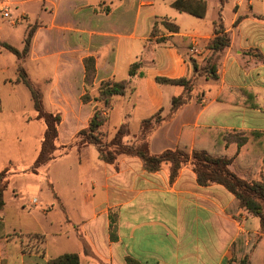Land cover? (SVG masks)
Listing matches in <instances>:
<instances>
[{"label":"crops","instance_id":"1","mask_svg":"<svg viewBox=\"0 0 264 264\" xmlns=\"http://www.w3.org/2000/svg\"><path fill=\"white\" fill-rule=\"evenodd\" d=\"M173 1L46 0L48 19H36L29 54L53 64L56 71L47 81L51 82L50 109L62 116L57 143L71 142L72 139H62V130L73 138L77 130L87 125L94 109L91 102L80 99L83 59L94 56L95 87L107 79L129 80L125 93L113 96L109 110L110 117V112L119 108L116 127L127 121L131 133L136 134L142 119L161 108L163 114L168 111L171 98L181 94L183 87L158 83L157 77L192 78V99L151 133L150 151L156 154L177 147L188 151L207 149L232 157L230 168L239 175L256 178L262 166L260 154L249 153L245 143L239 147L234 140L227 145L217 144L211 137H216V130L264 132V0H225L222 4L215 0L213 7L217 12L221 7L230 45L219 52L214 78L195 71L192 60L198 67L205 63L210 52L206 43L214 35L217 14L214 10L211 15L207 13V0L202 17L175 9L171 6ZM21 17L28 18V14L20 11L17 22ZM0 18L6 17L0 14ZM162 19L177 24V45L149 41L154 22ZM162 31L171 35L161 27ZM138 60L144 76L130 77L129 67ZM241 88L251 91L256 108L241 104L246 98L239 91ZM40 140L37 138L38 145L31 156L35 152L37 155ZM69 154L75 156V161L63 177L65 183L76 185L72 209L79 217L70 213V218L63 220L70 225L60 224L52 236L54 244L70 242L71 249L47 252V235L41 220L44 217L52 225L53 220L47 217L49 211L56 203L64 209L66 204L59 179L48 174V163L41 175V168L35 173L21 172L31 163L23 169L17 167L9 179L35 178L40 185L38 179L44 176L54 195L47 201L48 207L40 205L37 197L26 196L25 203L38 207L35 211H26L23 196L17 194L13 198V190L7 194L9 198L4 196L5 205L0 211V264H46L48 258L64 252H77L81 264H127L126 257L139 264H229L238 234L245 235L244 244L250 242L252 235L258 237L252 240L253 255L259 253L258 260L264 262V231L258 218L243 210H237L236 216L227 213L226 208L235 207L234 196L220 184L199 185L189 164L183 165L171 180L166 165L147 171L137 157L126 155L114 163H105L93 145H85L79 151L71 148L56 159L63 161ZM18 159L22 161L21 153ZM111 209L117 214L115 241L110 240L108 231ZM34 235L45 238L42 249H25V238Z\"/></svg>","mask_w":264,"mask_h":264},{"label":"trees","instance_id":"2","mask_svg":"<svg viewBox=\"0 0 264 264\" xmlns=\"http://www.w3.org/2000/svg\"><path fill=\"white\" fill-rule=\"evenodd\" d=\"M221 4L225 0H220ZM171 6L179 11H183L202 17L206 10L205 0H175ZM161 27L165 31L171 32V35H164L161 32ZM214 35L206 43V48L209 49V55L203 65L198 67L197 63L192 60L193 69L204 73L206 76L215 77L216 60L219 52L226 49L230 45V36L225 31L221 16V7L219 8L216 18L213 21ZM34 32V31H33ZM33 32H29L24 40L21 49H18L7 42L0 44L8 51L13 53L17 59L22 60L27 56L30 50L31 38ZM178 32V26L173 21L162 19L155 21L149 35V41L155 43L169 42L177 45L175 33ZM261 59V56H259ZM84 65V84L92 85L95 77V59L94 56H87L83 59ZM21 81L27 85L31 92V98L36 111V118L43 121L45 128L40 140L38 153L27 169L21 172H37L38 169L52 161L53 159L66 155L69 150L75 146L79 151L85 145H93L98 157L105 163H114L119 155L136 156L141 161V166L147 171H155L160 169L164 164H168L169 177L174 179L178 170L185 164H189L195 173L196 181L201 186L211 184H220L229 191L235 198V207L226 208V212L236 216L237 210H243L258 218L261 231H264V174L262 173L264 165V132L249 131L246 133H236L231 130H216V137H211L217 144L227 145L229 141L234 140L239 146L246 144V148L251 154H260L262 166L260 168L261 175L259 178H251L249 175H239L236 171L230 168L233 161L232 157H227L223 154H214L207 149L194 148L188 151L185 148L177 147L174 149H165L160 153H152L149 149V138L151 133L166 119L172 117L177 110L188 103L192 99V91L194 82L192 78H166L157 77L158 83H166L180 85L183 87V92L179 95H174L171 98L168 111L163 114V109H159L151 116L142 119L139 124V132L135 135V141L130 143L126 138L130 135V128L127 121H123L118 125L111 137H106V132L101 127L107 122L108 109L113 105V96L123 95L128 87L129 80H103L97 87V95L90 96L86 91L81 95L80 99L83 103L90 101L102 102L103 108L94 107L90 115L87 125L79 129L70 144H58V126L62 119L60 112L45 110L41 101V93L28 78L23 68L18 65ZM130 77L137 75L142 78V62L140 60L133 62L128 70ZM245 95V100L241 104L256 108L257 103L254 95L248 89L241 88L239 90ZM60 150L59 153L56 151ZM13 173L9 167H4L0 171V211L5 205L4 193L8 186L9 176ZM109 238L111 241L117 239V214L114 209H111L108 214ZM1 228V221H0ZM252 233L250 234V236ZM41 243L44 238L41 237ZM252 235V239L247 244H244L245 235L238 234L234 241V253L229 261V264H264L258 260V254L253 255L255 248L253 239H257ZM264 249V248H262ZM38 251V250H37ZM42 254L43 251L39 250ZM264 255V251L262 253ZM127 264H139L130 257L125 258ZM46 264H81L79 254L77 252H64L55 257H50L46 260Z\"/></svg>","mask_w":264,"mask_h":264},{"label":"rangeland","instance_id":"3","mask_svg":"<svg viewBox=\"0 0 264 264\" xmlns=\"http://www.w3.org/2000/svg\"><path fill=\"white\" fill-rule=\"evenodd\" d=\"M207 1V13L211 15L214 10V14H217V10L213 7L215 0ZM4 4L8 6L11 17H6L5 19L0 18V26L2 27L0 31V39L18 49H21L28 33L33 32L34 29H36V19H48V4L46 0H0V5ZM20 11H25L28 14V18L21 17L20 21L17 22V16ZM18 65L23 68L28 78L40 91L44 109L47 111L50 109V96L48 90L51 82L47 80L52 78L56 72L54 65L46 60L34 59L29 53L22 60H19L13 53L0 44V171L4 167H9L11 171L15 170L17 167H22L23 169L33 163L36 157V152L32 156L30 153L33 149L37 148V138L41 139L43 131L42 125H44V123L42 120L36 118V111L31 98L30 89L19 78L20 75ZM93 82L92 85H87L86 87L83 82V93L86 89L90 96L97 95L98 86L95 87ZM90 102L94 107L103 108L102 102L100 101L92 100ZM109 110L110 109L106 110L108 117ZM118 110V107L112 110L110 112L109 120H107V122L101 127V129L106 132L105 134L107 138L112 136L114 127H116V120L119 114ZM50 111L57 112L54 109H50ZM27 122H29L30 125H26ZM136 134L130 132V135L126 138V140L130 143L134 142ZM74 136L73 138H70L68 131L62 130L63 140L72 139L71 142L65 144L72 143ZM74 147L75 146L72 148ZM59 152L60 150L56 151V153ZM18 153L22 154V161L18 159ZM57 159L55 158L54 160L56 161H52L53 163L48 162V166H50L48 168V174L49 176L51 174L55 179H59V190L64 198L66 208L64 209L62 206L57 205V203L53 206V209H51L47 215V217H50L53 220L52 225L46 223V218L44 217L41 220L45 230L44 232L47 235V252L51 254L57 253V251L71 249L70 242H62L58 243V245L54 244V237L52 236V233L60 226V224L64 226V223H68V226L70 225L69 221L63 222V220L70 218V213L76 219L79 217V214H76V210L74 211L72 209V203L76 202L72 199L74 196L73 192L76 190V188H74L76 185L73 182L65 183L66 180L63 177V172L73 166L71 163H74L75 156L73 154H69L63 161H58ZM45 165L40 167L42 169V171H40V175L43 172L45 173V168L47 167ZM164 165L168 166V164ZM262 169V173L264 174V165ZM262 173L260 171L259 176H256V178H259ZM38 180L41 181L40 185L39 182L37 183L35 178L17 177L9 179L8 188L5 192L6 194L4 193L5 198H9V195L7 194H9L10 190H13V198L17 196V194L18 196H23L22 205H24V209L26 211H35L38 208L35 205L25 203L26 196L29 198L35 196L38 198L40 205L42 204L44 207H48L49 204L47 201L52 200V196L54 194L52 195L50 185L47 183L44 176ZM16 235L19 236V234ZM41 239L42 238L39 235L27 236L22 246L25 249H42ZM21 240H23V237H21ZM44 244L45 240L43 245Z\"/></svg>","mask_w":264,"mask_h":264},{"label":"built area","instance_id":"4","mask_svg":"<svg viewBox=\"0 0 264 264\" xmlns=\"http://www.w3.org/2000/svg\"><path fill=\"white\" fill-rule=\"evenodd\" d=\"M0 14L2 17H7V18L10 17V10L6 4L0 5ZM35 201L36 200L33 198L31 203L34 204Z\"/></svg>","mask_w":264,"mask_h":264}]
</instances>
